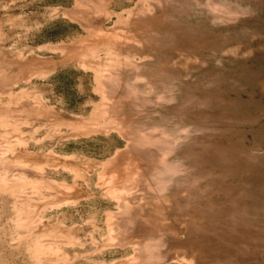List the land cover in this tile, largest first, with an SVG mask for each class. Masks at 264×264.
Listing matches in <instances>:
<instances>
[{
	"label": "rangeland",
	"instance_id": "1",
	"mask_svg": "<svg viewBox=\"0 0 264 264\" xmlns=\"http://www.w3.org/2000/svg\"><path fill=\"white\" fill-rule=\"evenodd\" d=\"M106 1L105 8L110 13L104 22L107 28L127 23L129 11L138 3L137 0ZM79 8L77 0L0 2V47L17 51L28 62L24 79L13 84L12 95H1L0 104L13 105L27 95L38 99L37 105L42 106L36 116L16 126L17 129L4 128L0 113V142L5 141V132H8L7 137L18 136L20 144L14 145L7 157L13 162L21 159L17 164L37 168L53 189L63 192L57 200L54 197L48 200L47 205L40 202L29 206L20 198L22 196L0 183V264H40L41 253L53 256L56 252L59 258L62 255L67 259L66 264H132L133 248L108 240L110 217L120 206L99 180L101 163L128 148L126 136L108 126L105 112L100 108L104 105V97L97 73L111 48L103 42L95 43L83 55H69L65 51L67 46H76L91 33L86 23L77 20ZM220 32L224 34L225 31ZM183 33L184 30H178L173 43H167L168 49L176 48L173 53L176 56L187 51L195 58L200 50L198 47L212 46V53L224 49V43H200L202 36L196 35L194 41L187 37L189 34ZM258 42L254 39L252 45L235 44L237 54L242 53L244 47L252 46L254 56L261 57L264 45ZM240 58L243 56L237 59ZM175 61L182 60L177 57ZM249 67H260L263 72L258 73L264 80L261 60L245 66L242 74H246L243 76L246 79ZM234 72L240 80V72ZM215 78L222 81L220 86L224 85L222 74ZM254 88L258 95L242 93L240 97L231 93L227 96L222 91L220 95L209 94L202 102L204 106H199L195 99L181 106V110L185 108L189 114V117L183 115L184 118L194 124H203V129L213 130L202 131L201 140L190 144L189 160L194 161L200 171V176L194 175L196 179L199 177L194 197L180 195L177 198L174 209L177 217L173 219L160 215L164 221L153 217L143 222L145 230L166 232L174 242L170 252L172 260L166 264H189L187 255L196 256L201 264H254L252 246L243 245L227 233L224 223L221 224L228 214V198L238 187H249V171L239 174L241 167H237V162L246 165L243 158H248V163L257 162L250 157V151L254 147H264V133L261 132L264 130V104L257 110L259 116L247 100L257 95L255 107L260 106L258 103L264 101V83ZM256 115L255 121L246 120ZM49 189L39 186L43 197L51 194ZM195 226L200 229L196 230ZM207 226L214 227L215 232L205 233L203 230ZM45 235L61 236L59 246L53 244L50 249H42ZM176 244L180 246L176 248ZM263 254L257 255L258 261H264ZM179 257L184 259L179 260Z\"/></svg>",
	"mask_w": 264,
	"mask_h": 264
},
{
	"label": "bare ground",
	"instance_id": "2",
	"mask_svg": "<svg viewBox=\"0 0 264 264\" xmlns=\"http://www.w3.org/2000/svg\"><path fill=\"white\" fill-rule=\"evenodd\" d=\"M77 1L80 3L77 20L79 18L86 23L91 33L76 46H67L65 51L69 55H83L95 43L110 45L105 63H101L97 73L104 97V105L100 108L105 112L108 126L123 133L128 140V148L101 163L99 180L120 206L110 217L108 240L121 246H131L134 251L130 260L132 264H166L172 260L170 252L174 242L166 232L145 230L143 222H149L153 217L164 221L165 218L160 215L173 219L177 217V214L174 215L177 198L180 195L189 199L194 197L199 178L194 175L200 171L196 163L189 160L192 155L190 144L201 140L202 131L213 130L203 129V124H194L184 118L189 114L185 108L182 111L181 106L193 99L199 101V106H204L202 102L209 98V94L220 95L222 91L227 96L231 93L240 97L242 93L257 94L254 87L264 83L260 74L262 69L249 67L247 79L242 73L246 65L258 60L264 63V52L261 57L254 56L251 46L244 47V51L237 54L235 44L252 45L257 39L259 44L264 45L263 0H256V4L254 0H137L138 3L129 11V21L117 23L113 28H107L104 23L110 17L105 8L106 0ZM223 29L224 34L220 32ZM178 30H184L183 34H189L190 37H187L192 40L196 35L202 36L200 43H224V49L212 53V46L198 47L205 52L199 50L195 58L190 57L187 51L176 56V53L173 54L176 48L168 49L167 43H173ZM241 56L243 58L237 59ZM24 57L17 51L0 47V97L5 93L12 95L13 84L24 79L28 64ZM177 57L182 61H175ZM236 70L240 72V80L236 78ZM221 74L224 76L222 86V81L215 78ZM208 79L213 82L207 83ZM257 95L247 99L252 103L254 112L264 104L261 101L258 103L260 106L255 107ZM37 100L26 95L13 105L1 103L3 127L8 129L26 124L42 107L37 105ZM237 105L240 106V103ZM256 118L257 115L246 120L251 122ZM261 132L264 133V130ZM7 134L5 132V141L0 142V160H3L0 164L1 185L22 196L20 198L29 206L40 202L47 205L53 197L56 200L60 198L63 192L53 189L37 168L17 164L21 159L13 162L7 157L14 145L21 142L18 136L7 137ZM263 151L264 147L251 149L250 157L257 162L248 163V158H243L246 165L237 162V167H241L239 174L245 175V171H249V187H238L235 194L228 198V214L224 222L221 221L227 233L238 238L243 245L252 246L254 264H264V261L257 260V255L264 252ZM41 185L50 188L48 192L53 195L43 197L39 192ZM195 229L200 227L195 226ZM203 231L215 232V228L207 226ZM61 238L45 235L42 249H50L53 244L59 246ZM178 246L176 244V248ZM40 259V264L67 263V259L62 255L59 258L57 252L53 256L41 253ZM183 259L179 257V260ZM186 259L189 264H201L196 256L187 255Z\"/></svg>",
	"mask_w": 264,
	"mask_h": 264
}]
</instances>
